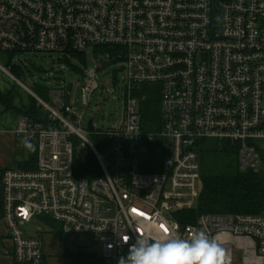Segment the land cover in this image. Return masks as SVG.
<instances>
[{
	"label": "built area",
	"instance_id": "2783aa9c",
	"mask_svg": "<svg viewBox=\"0 0 264 264\" xmlns=\"http://www.w3.org/2000/svg\"><path fill=\"white\" fill-rule=\"evenodd\" d=\"M98 48L112 50L98 60L126 73L124 118L106 133L94 122L90 131L80 112L99 89L96 70L88 72L77 102L61 87L48 90L46 100L16 79L11 64H0L47 120L19 116L15 136L21 147L34 146L36 167L9 169L2 177L3 220L15 262L47 264L40 233L24 230L43 218L59 224L75 245L89 241L90 248L77 251L97 249L88 254L98 264H119L138 234L152 240L195 231L217 239L230 264L234 246L244 264H264V211L203 214L184 223L202 194L203 142L234 148L242 171L264 168V0H0L2 54L67 57ZM146 84L161 87L157 132L144 130L146 97L134 95ZM94 136L107 145L97 149ZM158 141L155 158L165 160L158 172L146 173ZM90 152L97 171L81 176L76 161Z\"/></svg>",
	"mask_w": 264,
	"mask_h": 264
},
{
	"label": "rangeland",
	"instance_id": "374dc122",
	"mask_svg": "<svg viewBox=\"0 0 264 264\" xmlns=\"http://www.w3.org/2000/svg\"><path fill=\"white\" fill-rule=\"evenodd\" d=\"M94 53L95 49H89L86 52V65L76 57H71L68 63L64 57H60L57 54L32 55V53L16 54L12 57L0 53V64L6 67L11 64L12 69L20 67L19 76L12 71L13 75L25 87L35 93H37L38 87L48 90L61 87L70 91L77 102L82 100L81 89L85 85L84 81L88 72L96 70L97 82L100 85L99 89L93 95L90 106L86 109L81 108L80 112L84 110L85 120L87 122L93 120L98 132L106 133L110 129L119 128L123 121L127 102L125 93L126 73L119 65L109 64L106 61L101 62ZM0 86L8 94L12 93L19 104H27V102L31 101L30 93L23 86L1 72ZM92 138L95 142L94 138L97 137L94 136ZM77 146L76 144V148H78ZM22 149L21 160H31L33 157H31L29 148L22 147ZM77 153L82 154V151L77 149ZM142 157H146V155H142ZM164 160L160 158L157 166L158 170L154 172H158L161 169V163ZM130 161L132 164L134 163V160ZM24 230L30 236L40 233L45 247H48H46L47 249L45 248V252L48 251V261L52 262L50 264H68L70 260L67 257V252L72 254L80 249L75 245V239L66 236L61 226L53 221L36 218ZM96 250L92 248V250H85V252H96ZM233 264H244V253L236 246L233 247Z\"/></svg>",
	"mask_w": 264,
	"mask_h": 264
},
{
	"label": "trees",
	"instance_id": "16d2710c",
	"mask_svg": "<svg viewBox=\"0 0 264 264\" xmlns=\"http://www.w3.org/2000/svg\"><path fill=\"white\" fill-rule=\"evenodd\" d=\"M104 51H112L110 48H98L95 55L99 56ZM86 53L76 54L70 52L65 58L66 62H70L71 57L79 58L86 65ZM12 57L13 55H9ZM18 76L21 71L20 67L12 69ZM84 73V72H83ZM16 77V76H15ZM160 86L146 84L141 86L139 90L134 91L135 96H145L141 105V116L143 120L144 130L157 132L161 130V108H160ZM36 94L46 100L48 98V89L38 87ZM15 96L12 93H0V103L5 110H18L15 106ZM20 110L21 114L27 115L36 122L47 123L44 112L37 106L34 98ZM97 149L101 150L105 147V140L99 137L94 138ZM156 145V146H155ZM154 147H150V163H144L143 171H157L158 161L155 158V148L160 146V142H156ZM30 165L26 161H22L18 167L21 169L35 168L36 156L35 148L32 149ZM200 164H201V180L202 194L199 200L198 209L189 211L188 219L184 223H193L197 216L210 213L220 214H242L257 215L264 210V170L260 173L252 171H242L239 168L237 152L228 144H219L217 141L208 140L202 143L200 147ZM151 165V166H150ZM76 169L81 176L91 177L94 171H97V161L93 153H89L85 159L76 161ZM0 215L3 217V193L0 194ZM67 257L72 264H98L94 256L84 251H77L69 254ZM18 264V263H16ZM24 264V263H23Z\"/></svg>",
	"mask_w": 264,
	"mask_h": 264
},
{
	"label": "clouds",
	"instance_id": "9594fccd",
	"mask_svg": "<svg viewBox=\"0 0 264 264\" xmlns=\"http://www.w3.org/2000/svg\"><path fill=\"white\" fill-rule=\"evenodd\" d=\"M29 148L34 146L27 144ZM129 237L124 236L127 242ZM119 264H230L226 249L221 243L210 238L204 231H195L187 238L148 239L138 234L126 257Z\"/></svg>",
	"mask_w": 264,
	"mask_h": 264
},
{
	"label": "crops",
	"instance_id": "0c3cea01",
	"mask_svg": "<svg viewBox=\"0 0 264 264\" xmlns=\"http://www.w3.org/2000/svg\"><path fill=\"white\" fill-rule=\"evenodd\" d=\"M0 93L8 94L7 91L1 88V86ZM24 105H26V103H24ZM15 106L18 110L8 111L5 110V107L0 103V194L2 192L1 184L4 172L9 169L13 170V168H17L23 161L20 158L23 149L20 146V141L15 136V130L19 116L21 115L20 110L23 108V104H19L17 100H15ZM13 251L14 244L10 238L9 230L3 217L0 215V264H16L13 257ZM47 253L48 251L45 252L46 262L47 264H50L52 262L48 261L49 256ZM68 264L72 263L69 262Z\"/></svg>",
	"mask_w": 264,
	"mask_h": 264
},
{
	"label": "water",
	"instance_id": "95a60500",
	"mask_svg": "<svg viewBox=\"0 0 264 264\" xmlns=\"http://www.w3.org/2000/svg\"><path fill=\"white\" fill-rule=\"evenodd\" d=\"M89 129L90 131H94L93 120L89 122ZM76 246L79 248H90L91 243L89 241H77Z\"/></svg>",
	"mask_w": 264,
	"mask_h": 264
}]
</instances>
